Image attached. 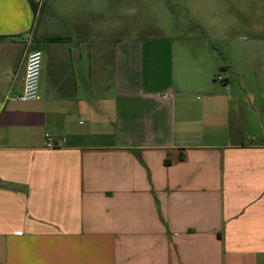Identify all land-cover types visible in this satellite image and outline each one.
Here are the masks:
<instances>
[{
  "label": "crops",
  "instance_id": "crops-1",
  "mask_svg": "<svg viewBox=\"0 0 264 264\" xmlns=\"http://www.w3.org/2000/svg\"><path fill=\"white\" fill-rule=\"evenodd\" d=\"M35 1L0 0V264H264V0H184L191 45L162 0Z\"/></svg>",
  "mask_w": 264,
  "mask_h": 264
},
{
  "label": "rangeland",
  "instance_id": "rangeland-1",
  "mask_svg": "<svg viewBox=\"0 0 264 264\" xmlns=\"http://www.w3.org/2000/svg\"><path fill=\"white\" fill-rule=\"evenodd\" d=\"M162 6L163 10H165V14L171 18L173 36H177L176 38L183 40V42L189 41V45L193 44L192 42H195L198 37L200 38V35L194 30V25L190 24V19L193 17L191 14L192 11L190 8L188 9L184 0H162ZM170 6L173 8V11ZM207 33L210 34L209 32ZM200 34L202 35V32H200ZM216 39L220 40L219 37H213L211 35L206 36V46L212 49ZM187 49L193 50L194 47ZM216 71L218 73L221 69L219 70V68H217Z\"/></svg>",
  "mask_w": 264,
  "mask_h": 264
},
{
  "label": "built area",
  "instance_id": "built-area-1",
  "mask_svg": "<svg viewBox=\"0 0 264 264\" xmlns=\"http://www.w3.org/2000/svg\"><path fill=\"white\" fill-rule=\"evenodd\" d=\"M41 51L37 49L28 50L26 52L25 68L23 76V89L16 96L18 100H32L37 97L38 79L41 65ZM56 137L46 131L44 132V144L47 148L56 146Z\"/></svg>",
  "mask_w": 264,
  "mask_h": 264
},
{
  "label": "trees",
  "instance_id": "trees-1",
  "mask_svg": "<svg viewBox=\"0 0 264 264\" xmlns=\"http://www.w3.org/2000/svg\"><path fill=\"white\" fill-rule=\"evenodd\" d=\"M32 11L35 13L36 12V7H37V2L35 0H27ZM171 10L173 11V8L170 6ZM45 40H49V41H57L60 38L58 37H49V38H44Z\"/></svg>",
  "mask_w": 264,
  "mask_h": 264
}]
</instances>
